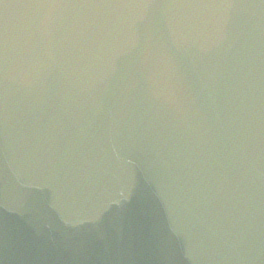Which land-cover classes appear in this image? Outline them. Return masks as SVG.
Instances as JSON below:
<instances>
[{
    "label": "clouds",
    "instance_id": "clouds-1",
    "mask_svg": "<svg viewBox=\"0 0 264 264\" xmlns=\"http://www.w3.org/2000/svg\"><path fill=\"white\" fill-rule=\"evenodd\" d=\"M39 7L46 8H69L66 6L48 4L40 5ZM118 7H141L140 5H110L103 8H118ZM74 9L88 8V7H71ZM102 26L101 23H89L85 22L80 26V35H84L90 28L94 32L99 30ZM91 37H89L90 39ZM45 50L47 51V43L45 42ZM91 51V50H88ZM81 56L86 55L84 50L80 53ZM39 63V59L33 51L32 55H29L24 59V66L22 71L19 73V79L25 87H30L29 80V69L36 67ZM80 73L75 80H70L65 86L60 79L56 81L55 84H49L46 80L43 83L41 90V97L39 98L37 105H34L32 111L35 113L38 111L41 114H46V130L50 140L55 143L58 139L64 141L65 150L67 152L76 151L84 142V139L88 136L89 129L92 125L91 117H86L85 112L89 109L99 110L103 104L99 98L94 97L92 94V81L93 76L89 73V65L84 63L79 65ZM7 79V72L5 73ZM7 96V89H6ZM7 107V105H6ZM50 109V111H47ZM95 115V112L92 113ZM35 122H40V116L35 115ZM190 125L187 123L183 127L179 124L171 125V132L173 136L177 138H183L186 135L190 136ZM200 142H197L195 147L199 148ZM183 147V145H181ZM208 159L215 160L219 159L220 154L213 152L209 149ZM225 163L221 165V169L217 174V183L221 191L226 196L229 204L231 205V210L239 211L237 204L239 202V192L240 183H234L236 175L239 174L243 182V172L239 167L240 164V149L237 143H233L231 149V156L225 155ZM128 163H132V160H128ZM208 161L205 160L204 163ZM249 171L257 170L255 163L248 158L247 160ZM235 170V171H234ZM248 181L251 182V176L248 177ZM251 197H249V200ZM243 220L242 215L237 216L233 228L241 223ZM253 227V221L251 214L249 215L248 222L243 229L237 232H226V236L232 238V243L230 244V249L238 252V242L241 240L245 234Z\"/></svg>",
    "mask_w": 264,
    "mask_h": 264
}]
</instances>
